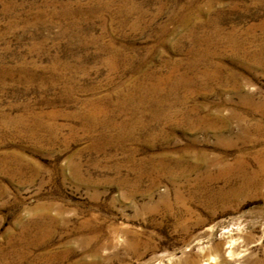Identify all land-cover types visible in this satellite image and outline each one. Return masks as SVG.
<instances>
[{
    "label": "rangeland",
    "instance_id": "rangeland-1",
    "mask_svg": "<svg viewBox=\"0 0 264 264\" xmlns=\"http://www.w3.org/2000/svg\"><path fill=\"white\" fill-rule=\"evenodd\" d=\"M0 264H264V0H0Z\"/></svg>",
    "mask_w": 264,
    "mask_h": 264
},
{
    "label": "bare ground",
    "instance_id": "bare-ground-1",
    "mask_svg": "<svg viewBox=\"0 0 264 264\" xmlns=\"http://www.w3.org/2000/svg\"><path fill=\"white\" fill-rule=\"evenodd\" d=\"M259 52V51H258ZM259 54V53H258Z\"/></svg>",
    "mask_w": 264,
    "mask_h": 264
}]
</instances>
